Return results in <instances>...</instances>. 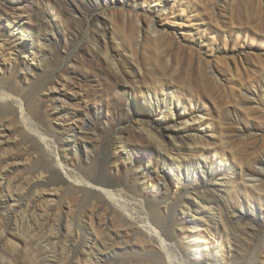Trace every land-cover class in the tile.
I'll return each mask as SVG.
<instances>
[{
	"label": "rangeland",
	"instance_id": "rangeland-1",
	"mask_svg": "<svg viewBox=\"0 0 264 264\" xmlns=\"http://www.w3.org/2000/svg\"><path fill=\"white\" fill-rule=\"evenodd\" d=\"M162 3L166 9L160 12ZM137 9L145 24L154 20L166 25L157 40L146 33L144 24L137 23ZM8 17L24 23L25 40L29 44H32L29 33L39 35L38 44L43 45L45 52L32 59L34 56L16 50L14 34H20L19 31L11 33ZM138 28L142 29L141 34ZM104 39L120 71L107 60ZM24 60L34 70L27 73ZM9 64L15 65V75L20 80L18 101L7 99L3 94L10 84L7 78L12 77L7 70ZM131 73L137 75L136 80L131 78L134 83L126 82L123 76ZM155 78L177 88L175 93L183 98L180 100L182 108L187 104L189 109L196 106L205 109L204 140L212 148L223 149L220 133L224 132L229 139L227 151H235V158L230 157L227 163V166H236L234 179L241 164L261 167L254 158L264 157V0H0V154L8 164L0 171V175L8 173L7 177L0 176V188L7 181L4 194L15 195L7 207L0 205V264H78L94 242L88 220L94 202L98 205L96 209L99 207L117 218L115 205L89 193L81 182L74 180L78 175L73 164V127L85 125L89 119L93 122L92 129L84 131L80 137L79 154L84 161L85 143L97 139L96 183L121 189L129 182H138L137 197L141 200L152 193L126 161L120 149V138L130 143L129 149L140 158L143 168L150 166L147 181H163L166 154L135 126L140 118L150 119L141 106L145 104L143 96L148 89H157L152 84L156 83ZM125 87L135 90L129 94L124 91ZM129 101L138 103L136 114L129 111ZM21 112L26 116L22 113L21 117ZM165 117L166 113L159 110L158 123L165 122ZM169 128L178 130L173 125ZM199 129L196 123L190 130H178L182 147L172 151L185 156L190 164L200 157L196 149L190 148L195 144L192 135ZM212 152L210 160L215 158L216 151ZM62 160L70 163L72 176L59 171ZM246 179L251 183L254 180ZM196 183L190 185V189L182 188L186 200L197 201L192 196L188 198L189 190L196 193L206 187L211 194L210 181ZM20 185L22 189H18ZM228 193L220 190L218 194ZM30 202L36 209L35 213L29 211L33 214L30 222L33 226H26V218L22 221L23 229L17 228L13 213L9 215L7 210L25 211ZM50 204L54 210L47 208ZM140 204L132 206L138 209ZM254 207L258 212L245 213L246 221L254 224L252 232L243 233L234 243L235 262L232 260L230 264H264V220L258 202ZM177 210L164 222L169 241L178 247L172 255L178 252L189 264H219L213 258L201 262L196 259L189 245L192 233L186 216ZM214 214L215 211L208 210L204 222L221 241L223 225ZM66 217L81 226L74 230V235L77 233L80 237H76L71 252L58 242L50 241L53 231L64 224ZM128 246L117 244V254L111 255V259L106 257L110 250L99 252L98 257L103 264L126 261L142 264L137 260L136 249ZM225 246L227 251L229 245ZM54 254L58 257L68 254V257L58 262ZM147 254L145 264H156L154 260H160L157 253Z\"/></svg>",
	"mask_w": 264,
	"mask_h": 264
},
{
	"label": "bare ground",
	"instance_id": "bare-ground-1",
	"mask_svg": "<svg viewBox=\"0 0 264 264\" xmlns=\"http://www.w3.org/2000/svg\"><path fill=\"white\" fill-rule=\"evenodd\" d=\"M133 1L136 2L137 0ZM162 4L163 7L161 8L160 12L166 9L165 4ZM140 14L141 13L138 11V9L135 10V18L137 23L144 24V26L147 28L146 33H150V35L153 36L155 40H157L158 37L164 33L163 31L164 28H166V25L159 24L154 20H150L149 23L147 22L145 24ZM8 22L11 33L14 34V31H19L20 34V36L14 34V38L16 40L14 47H16V50H19L20 53H24L26 56H34L32 59H36L37 55L41 54V52H45L43 45L38 44L40 43L38 38L39 35L29 33V37L32 38V44L26 42L27 40L25 39L27 30L22 21H18V19L13 20L12 18L9 19L8 17ZM139 30L141 34L142 29ZM12 52L10 55L13 54ZM104 52L111 66L117 71H120V66L111 54L106 39H104ZM16 59L17 56L14 60L16 61ZM23 65L25 66L24 69H26L27 73L31 72L32 69L34 70V68L30 66L26 60L23 61ZM14 66L15 65L12 64L8 65V74L12 75L14 81H12V77H8L7 79L9 80L10 84L8 83L9 86L5 87L6 92H3L4 97L11 100H17L16 94L18 90L20 92V86L18 85L20 84V80L17 79L15 75L16 70L14 71ZM3 69L4 71H7L6 68ZM131 74L129 75L131 77L126 74L123 76H126V82L134 83L137 75L135 76ZM212 75L216 77L217 80V76H215L214 73H212ZM131 78H135L134 82L131 81ZM155 79V84L152 81L150 82H152L153 86H155L154 88H157L155 90L158 91H155L148 86L150 89L147 88L148 91L143 96L145 99V104L143 107L141 106V108L145 110L146 115H150L148 116L150 119L140 118L135 123V126H137L141 133L146 134L147 137L152 139L157 144L159 149L166 154L162 166V170L164 172V178L162 182L155 180L147 181V177H149L151 174L150 166L143 168L140 158L137 157L131 149H129L131 146L130 143L123 140V138H120V149H122L125 153L124 157L126 158V161H128L129 165L134 168L136 172H138V179L140 182H142V185L152 192L145 200H141L139 197H137V188L140 186L138 182H129V184L125 185L121 189L109 188L96 183L94 180V172L97 161V146L99 144L97 139H92L90 142L85 143L83 149V157L85 158L84 161L82 160V155L79 154L80 150H82V146L79 145L80 137L83 135L84 131H89L92 129L93 122L91 119H89L86 121L85 125H79L71 129L72 138L74 139H72L73 142L71 143L74 153L73 164L78 175V177H75L74 180L78 181L76 183L81 182L89 193H93L95 196L99 195L107 199L109 205H115V211L118 213L117 218L115 219L109 212H102L101 208L99 207L96 209L98 205L94 202L93 208H91V211L89 212L88 219L93 233L94 242L90 243L84 255L79 259L78 264H103L104 262L102 259L98 257L99 252L103 250H110V254H108L106 257L111 259V255L117 254L115 248L117 244L129 245L128 247L135 248L138 254L137 260H140L142 264H145V255H149L147 253L159 254L160 260H154L156 264H189L186 259H182L183 257L178 252L174 256L172 255V252L178 247L169 241L164 229V222L171 216V214H173L174 210L177 209L183 214V216H186V224L190 228V234L192 233V238L189 240V245L192 247V251L196 255V259L201 262L207 260L208 258H213V260L219 264H230L232 260V262H235L234 253L232 250L234 243L241 238L243 233L251 234L252 232V227L254 224L246 221L245 213L251 211L254 213L258 212V209L254 207L256 202H258V205L260 206L259 213L263 215L264 220V157L254 158V161H258L261 164L260 168H257L250 163L243 165L241 164L237 179H234L233 173L236 169V166H227V163L229 162L230 157L235 158V151H227L228 149L226 148L229 144V139L224 136V132L220 133V143L223 149L218 151L216 148H212L211 144L204 140L206 132V130L203 128L205 109L198 106L189 109L187 104H185L182 108L180 100L183 98L180 99L182 96H178V94L175 93V89L177 88L169 87L166 85L167 82H164L165 80L162 81L161 78ZM134 90L135 89L132 87H125L124 91L132 94ZM159 90L161 93H159ZM19 101L21 102L20 99ZM137 104L138 103H131L129 101V111L136 114L138 111ZM22 110L23 109H21V111ZM159 110H163V113H166L165 122H170L174 127L178 128V130H190V128L195 126L196 123L199 124L200 129L196 131V133H192V136L195 139V144L191 145L190 148L196 149V151L199 152L200 157L194 160L193 163L190 164L189 160L185 156L173 154L172 151L174 149H181L182 147L183 141L181 139V131L169 130L171 129L169 127L172 125L168 127L165 122H162L161 124L158 123L157 119ZM22 113L24 116H26L24 112H21V117L23 115ZM170 116L173 117L172 120L169 119ZM42 136L43 135H41V138ZM166 139H168V141ZM167 145H169V148ZM185 146H188V143ZM213 150L216 151L214 152L215 158L210 160V157L213 155ZM65 161L66 160H62V164L59 165L61 168L59 171L61 173L65 172L68 175L71 174L72 176L73 172L71 168H69L70 163ZM6 162V158L0 154V171H2L8 165ZM7 175L8 173H1L0 176L7 177ZM247 177L253 178V182L251 183V181L247 180ZM4 179L5 178L2 180L4 181ZM199 180H207L212 183L211 194H208L210 193L207 191L208 189L205 186H202L207 190L204 188L203 191L197 190L196 193L193 192L194 190L188 191V193L191 194H189L188 198L192 196L193 199L197 198V201L190 199L186 200L185 194L182 193V188L185 187L190 189V185L192 186L197 184L196 182ZM6 183L8 182L6 181L3 183L0 188V205H5L7 207V205L13 201L12 198L15 195L4 194L7 188ZM248 183H251V186H249L250 184L248 185ZM21 187L23 186L20 185L18 189ZM220 190H227L229 193L227 195L218 194ZM137 202H141L142 204L139 205L138 209H134L132 204ZM50 205H48L47 208L54 210V206ZM30 210L33 213L36 212L34 203L30 202L28 208L25 211L18 212L17 208H13L12 210H7V213L9 215L13 213L12 215L15 218L17 228L23 229L22 227L24 226V220L26 218H28V221L26 220V226H33L30 223L33 215L29 212ZM208 210L215 211L213 216L217 217L220 220V223L223 225L224 235L221 236V241L219 239L217 240V236L214 231L209 229V227H207L206 223L204 222ZM56 212L57 215L60 214L59 208L58 210L56 209ZM0 216H2L1 212ZM64 224H61V227H56L58 230L53 231V236L50 237V241L58 242V244H61V246L65 247L69 250V252H71V246L77 241L76 237H80V235L77 233L74 235V230L75 228L80 229L81 226L80 224L74 222V220L70 217H66ZM68 237H70V240H67L69 239ZM69 241L71 242L69 243ZM136 241H140L141 243H136ZM225 244L229 245L227 251ZM67 257L68 254L65 257H58L56 254H54L53 258L58 259V262H64V258ZM107 264L109 263L107 262ZM120 264L134 263L133 261H126Z\"/></svg>",
	"mask_w": 264,
	"mask_h": 264
}]
</instances>
